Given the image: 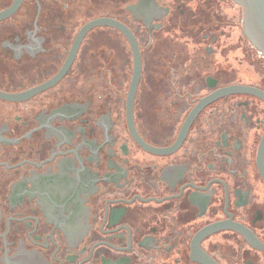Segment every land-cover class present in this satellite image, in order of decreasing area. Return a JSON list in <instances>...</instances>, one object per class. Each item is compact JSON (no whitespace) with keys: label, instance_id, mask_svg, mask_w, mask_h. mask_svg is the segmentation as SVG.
<instances>
[{"label":"flooded vegetation","instance_id":"1","mask_svg":"<svg viewBox=\"0 0 264 264\" xmlns=\"http://www.w3.org/2000/svg\"><path fill=\"white\" fill-rule=\"evenodd\" d=\"M103 17L138 41L134 90L123 31L80 35ZM243 18L22 0L0 19V264H264V56Z\"/></svg>","mask_w":264,"mask_h":264},{"label":"water","instance_id":"2","mask_svg":"<svg viewBox=\"0 0 264 264\" xmlns=\"http://www.w3.org/2000/svg\"><path fill=\"white\" fill-rule=\"evenodd\" d=\"M22 0H14L13 4L0 12V19L6 18L15 13L20 6ZM236 4L243 8L244 12V33L261 55L264 56V0H233ZM96 25H108L119 28L127 37L134 54L135 72L132 81V89L134 90L139 83L142 70L141 51L138 41L132 30L124 23L114 20L112 18H98L93 22L87 24L80 35H82L89 28ZM243 88V87H240ZM238 88V89H240ZM245 89V88H244ZM247 89V88H246ZM235 90H237L235 88Z\"/></svg>","mask_w":264,"mask_h":264},{"label":"rangeland","instance_id":"3","mask_svg":"<svg viewBox=\"0 0 264 264\" xmlns=\"http://www.w3.org/2000/svg\"><path fill=\"white\" fill-rule=\"evenodd\" d=\"M235 66L237 67L238 65H237V64H235Z\"/></svg>","mask_w":264,"mask_h":264}]
</instances>
